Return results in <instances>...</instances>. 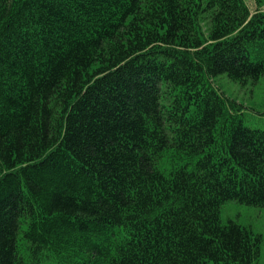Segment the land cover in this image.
I'll list each match as a JSON object with an SVG mask.
<instances>
[{"label": "trees", "instance_id": "1", "mask_svg": "<svg viewBox=\"0 0 264 264\" xmlns=\"http://www.w3.org/2000/svg\"><path fill=\"white\" fill-rule=\"evenodd\" d=\"M259 9L0 0V264H256L220 209L264 208V131L214 80L264 76Z\"/></svg>", "mask_w": 264, "mask_h": 264}, {"label": "rangeland", "instance_id": "2", "mask_svg": "<svg viewBox=\"0 0 264 264\" xmlns=\"http://www.w3.org/2000/svg\"><path fill=\"white\" fill-rule=\"evenodd\" d=\"M250 12L257 11L256 0H245ZM259 11L264 12V0L258 2ZM215 85L237 106V114L241 116L244 127L264 131V76L257 83H247L241 86L230 81L225 75L218 76ZM233 221L238 225L249 229L254 235L259 236L260 256L256 264H264V208L249 207L235 203L226 202L220 209V222L222 225ZM21 264H55L53 260L46 257L39 262L31 258L29 254L20 253Z\"/></svg>", "mask_w": 264, "mask_h": 264}]
</instances>
